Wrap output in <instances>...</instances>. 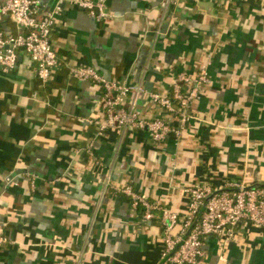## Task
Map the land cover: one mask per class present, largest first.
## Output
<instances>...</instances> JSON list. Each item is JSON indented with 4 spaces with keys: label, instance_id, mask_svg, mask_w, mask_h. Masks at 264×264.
Masks as SVG:
<instances>
[{
    "label": "crops",
    "instance_id": "1",
    "mask_svg": "<svg viewBox=\"0 0 264 264\" xmlns=\"http://www.w3.org/2000/svg\"><path fill=\"white\" fill-rule=\"evenodd\" d=\"M38 1L41 15L61 6L52 34L61 66L47 84L24 52L16 69L0 70V223L9 239L0 264H161V221L144 222L125 186L179 215L190 188L264 186L261 0L169 8V0H107L105 21L73 0ZM0 24L16 32L9 18ZM73 67L142 83L145 93L127 106L145 120L166 118L150 95L168 93L178 74L208 67L210 83L178 139L156 143L142 130L96 136L87 120L101 112V89L72 78ZM201 264H264V229L245 224L223 251L211 238Z\"/></svg>",
    "mask_w": 264,
    "mask_h": 264
},
{
    "label": "built area",
    "instance_id": "2",
    "mask_svg": "<svg viewBox=\"0 0 264 264\" xmlns=\"http://www.w3.org/2000/svg\"><path fill=\"white\" fill-rule=\"evenodd\" d=\"M199 3L202 0H179ZM264 3V0H261ZM175 2L169 0L168 6ZM74 6L91 16L105 21L113 17L107 0H73ZM61 6L46 15L40 13L38 0H2L0 20L9 18L16 32H7L0 24V70L16 69L20 52H24L36 65L37 76L43 84L50 82L54 71L61 66L59 56L52 45L55 21ZM70 76L90 82L101 89L100 109L96 117L87 123L102 136L108 131H147L156 143H164L170 136L182 135L191 119V103L210 83L208 67H202L195 76L178 74L166 94L151 93L150 99L166 116L151 120L142 119L127 106V98L135 93H145L141 84L121 85L103 76L93 67H73ZM177 118L173 123L172 118ZM89 149L93 148L90 143ZM246 176H249L246 173ZM130 198L131 207L141 213L144 222L160 219L164 249L161 264H201L206 258V245L211 238L219 239L221 250L228 243L236 242L238 230L245 224L264 229V186L242 181H227L219 187L210 184L187 190L186 212L182 215L151 202L132 185L122 189ZM9 243L0 223V246ZM225 261L224 257L220 258Z\"/></svg>",
    "mask_w": 264,
    "mask_h": 264
}]
</instances>
